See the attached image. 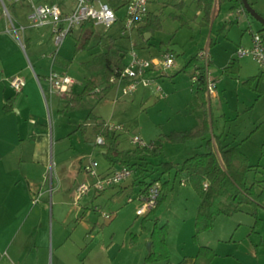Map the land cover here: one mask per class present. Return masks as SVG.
I'll list each match as a JSON object with an SVG mask.
<instances>
[{"label": "rangeland", "instance_id": "374dc122", "mask_svg": "<svg viewBox=\"0 0 264 264\" xmlns=\"http://www.w3.org/2000/svg\"><path fill=\"white\" fill-rule=\"evenodd\" d=\"M249 1L264 15V0ZM235 3L236 0H225L219 3V9L216 10L211 22L205 25L203 12L198 7L197 0H150V10L160 15L162 29L156 31L151 38V42L155 44L149 43V38H141L137 32L134 33L133 41L141 54L148 55L150 50L156 52V45L158 47L160 42L165 40L162 42L177 52L179 63L186 62L193 54L197 53L199 46L213 41V43L209 42L213 58L210 77L216 82L220 80L221 82L216 87L219 99L209 105L210 114L216 116L215 119L212 118L213 126L211 125V127H216V123L219 122L218 118L222 119L223 123H226L227 142L237 145L241 151L247 154L250 163L260 164L259 172L252 170L248 173L249 182L260 179V186H257L259 190L261 186H264V157L261 154V145L264 142V94L258 97V91L249 87L244 83V80L249 75L257 73L260 66L252 55L240 57L237 54V49L241 45H250L252 34L263 29L264 25L257 18L246 13L242 7L233 6ZM124 11L122 9L119 15L123 16ZM182 18L187 21L186 24H182ZM106 33L117 34L116 28L113 27ZM20 34H23L21 29ZM39 35L38 32L33 34V43L26 45L25 49L16 43L17 50L14 51L16 69L20 71V75L25 78L27 83L20 92L21 98L24 101L32 102L33 106H37L39 101L32 98L31 91L35 86L42 91L36 74L43 73V70L47 72L49 70V67L46 68L47 64L49 66V61L41 52L50 48L46 44H38ZM77 36L78 30H75L61 46V53L71 60L66 71L76 79L72 87L73 91H80L90 75L81 62L100 52L106 46L102 43L108 40L103 38L99 44L96 36L91 40L86 50L76 53ZM117 40L130 47L131 41L125 38ZM147 45H152L150 50ZM127 58H129V54H127ZM233 58H239L242 69L237 74H228L223 71V67ZM14 72V70L5 72V75L9 73V76L7 78L5 76L4 79L7 86L10 83L9 77L13 76ZM181 72L186 74L185 71ZM104 86L105 83L100 79L97 88L88 95L84 107L79 109H69L64 106L58 110L56 107L58 95L51 96L48 91L46 94L42 91L44 100L42 113L46 118L44 122L46 139L37 143L36 154L41 152L36 157L38 163L28 165V168H31V173L27 170L26 174L32 176L36 183L32 188L35 191L32 193L33 198L39 196L38 204L41 207H37V217H41L43 224L41 233L47 234L49 240L47 264H56L59 259L57 238L62 233V236L69 237L71 232L70 227L65 228L60 225V220L66 216L70 217L73 206L78 203L73 196L75 185L83 180L92 182L95 179L83 169L78 160L79 156L84 153L87 156L99 158L103 164L106 162L101 151L102 145L95 142L97 137L95 127L100 124V121L93 120L94 127L86 126L83 130L78 128L79 123L85 119L88 120L90 111L102 115L110 121L125 125L126 130L119 131L122 137L138 133L147 141L163 138L164 134L173 127L192 129L198 125L200 120L198 117L200 109L195 106L191 91H184L182 100H176L174 95L159 99V97L149 94L142 101L139 93L141 87L134 93L124 94L122 91L124 82L119 81L108 95L104 93ZM163 87L166 92L167 84ZM11 91L18 92L13 88ZM25 92L29 93L28 98L23 95ZM107 95L108 98L102 102L101 100ZM98 101L101 102L94 104ZM178 108H182V111L186 113L179 112ZM81 126H85V124L82 123ZM200 140V138L185 142L166 140L163 154L154 158L153 162L171 160L176 164V167H180L184 159L205 150V146L203 148L199 146ZM121 145L126 147L133 144L129 138L124 137ZM155 168L154 172L146 171V180L150 181L162 170L160 166ZM161 176L162 181L168 182L165 187L162 186L161 198L165 195V199L159 205L157 214L149 216V213L146 215L137 214L136 201H127L129 194L134 190L130 189L107 197L116 188L115 186L120 184L102 194L94 190L86 194V210L90 212V216L86 217V222L90 220L92 227V230H86V255L97 242L106 241L108 245L113 241L119 244L127 243L131 233L139 235L141 246L147 255L149 252L148 242L152 241V232L156 223L158 225L168 224L165 240L167 248L174 254L172 256L170 254L171 257L168 259L163 258L145 264H167L177 259L183 250H190L195 243L193 240L195 217L201 198L195 190L190 176L185 171L177 173V169L172 168L170 171L161 173ZM183 179L186 180L185 183H182ZM23 184L27 183L22 180L21 186ZM96 193L97 195H95ZM241 207L250 208V205L244 203ZM101 210H105L109 214L115 212L116 215L113 218H108L102 215ZM249 216L251 215L246 211H240L233 216L222 214L215 221L217 225L212 232L228 233L231 227L238 224L239 220L244 225L248 224L251 219ZM66 249L71 252V245L65 246L64 250ZM131 253L132 251L127 248L121 255L127 257ZM82 256H84V252ZM136 259L139 264H143L145 258H140L137 254Z\"/></svg>", "mask_w": 264, "mask_h": 264}, {"label": "crops", "instance_id": "0c3cea01", "mask_svg": "<svg viewBox=\"0 0 264 264\" xmlns=\"http://www.w3.org/2000/svg\"><path fill=\"white\" fill-rule=\"evenodd\" d=\"M10 10L19 22H26L27 15L30 10V3L21 1V0H4ZM234 6V4H233ZM254 6V5H253ZM219 9V7H218ZM8 20L5 15L0 16V264H47V254L49 249V240L47 234L41 233L43 230V224L41 222V217H37V207H41L37 202H34L33 193L35 190L32 188L36 185L35 179L32 176H28V172L31 173L28 165H34L38 163L36 159L41 152H37V143L46 139V130L44 128L45 124V115L42 113L44 109V100L42 99V91L35 86L32 92V98H35L39 101L37 106H33L32 102L24 101L21 98L20 91L14 92L11 91L12 88L15 89L10 83L7 86L4 82L5 76H9L5 72L8 70H14L15 74L20 75V71L16 69L15 64V54L14 51L17 50L16 43L21 45L18 39L7 30ZM38 32L39 40L38 44H46L51 48V30L49 27L44 26L36 29L27 28L24 32L27 44L33 43V34ZM147 34V33H146ZM145 34V38H146ZM151 36V35H150ZM150 38V37H149ZM165 41V40H162ZM161 41V42H162ZM156 45L157 51L154 52L149 48V54L159 53L165 47L163 42ZM151 42V39L149 40ZM251 43V40H250ZM249 43V44H250ZM155 44V43H153ZM209 44V42H207ZM14 46V47H13ZM203 46V45H202ZM199 46V47H202ZM210 46V45H209ZM23 48V47H22ZM171 48V47H169ZM172 49V48H171ZM49 50V49H48ZM46 50V51H48ZM174 50V49H173ZM41 52L43 55L44 52ZM175 51V50H174ZM148 54V55H149ZM212 55V54H211ZM48 59L47 56H44ZM239 60V58H237ZM187 62V61H186ZM179 63L177 60V65L173 70H171L167 75L161 78L162 85L167 84V89L162 97H169L174 95L176 100H182L184 91H191L193 93V99L195 101V106L199 107V122L198 125L194 128L201 126L202 119L204 117L203 108L201 107V102L198 99L196 89L191 86V68L183 70L185 63ZM213 62V58H212ZM240 62V60H239ZM14 64V65H13ZM241 64V62H240ZM9 65V66H8ZM12 66V67H11ZM48 64L46 68H48ZM242 69V64L240 70ZM259 69V68H258ZM185 71V73L181 72ZM224 71V69H223ZM240 72V71H239ZM238 72V73H239ZM38 73V72H37ZM48 72L43 70V73H38L41 76V82L45 88H48V83L45 80V75ZM228 73V72H227ZM228 74H237V73H228ZM260 69L257 73L249 75L245 80L251 76L260 77ZM43 76V79H42ZM259 79V78H258ZM38 81V80H37ZM220 81H217L216 87L219 85ZM257 80H254L251 85H247L255 89ZM164 83V84H163ZM27 84V83H26ZM25 84V85H26ZM74 86V85H73ZM16 90V89H15ZM112 90V89H111ZM111 90L107 93L111 92ZM256 90V89H255ZM17 91V90H16ZM257 91V90H256ZM70 92L64 93H53L58 95L57 100V109H62L67 105L69 98L71 96ZM136 92V91H135ZM140 98L144 101V97L149 95V91L145 88H141ZM259 93V92H258ZM51 94V96L53 95ZM26 98L29 97V93L23 94ZM69 95V96H68ZM108 95L102 99L103 102L108 98ZM262 95V94H261ZM258 94V97L261 96ZM154 96V95H153ZM257 97V98H258ZM31 98V97H30ZM216 99H219V93L216 89L215 95H211L209 98V105ZM101 101H98V104ZM35 104V103H34ZM10 106V110H6L5 106ZM178 111L181 113H186L182 111V108H178ZM92 115L88 117V120H84L79 123V129H84L86 126H93V120L98 121H108L114 122L106 119L102 115L96 114L93 111ZM223 114V113H222ZM224 115V114H223ZM215 114H210V118L215 119ZM216 127H211L212 136H220L222 144H230L227 142L228 138L227 131H225L226 123H223L222 119H217ZM221 120V121H220ZM82 123L85 126H80ZM213 126V123L211 122ZM101 123L96 125L97 136L101 132ZM192 128V129H194ZM77 130V129H76ZM172 130H189L186 128H174ZM211 132L207 133L205 137H199L201 143L199 146L202 148L205 146L206 139L211 136ZM165 133V134H167ZM129 138V135L123 136V138ZM42 138V140H41ZM156 139V138H155ZM197 139V138H196ZM154 140V139H153ZM62 141V140H59ZM130 141V138H129ZM95 142H97V137ZM131 142V141H130ZM132 143V142H131ZM122 144V142H121ZM120 144L121 147H124ZM133 144V143H132ZM102 145V144H101ZM165 145V144H164ZM235 145V144H234ZM131 146L126 147H133ZM102 153L104 154L105 148L102 145ZM89 158H96L100 162L99 170L102 173H106L111 170V164L106 160L103 162L100 161L97 157L87 156L84 153L81 154L78 160L81 162V165L84 168V164L88 162ZM28 168V169H27ZM25 181L27 184L21 186V181ZM95 180V179H94ZM93 180V181H94ZM87 181L78 182L73 190V196L78 202L76 206H73L71 210V215L66 216L60 220V225L68 228H71L69 237L62 236L57 238V252L59 254V259L56 264H139L136 257L145 258L143 247L141 246V240L139 235L133 237V239L128 240L127 243H115L114 241L110 245L106 244V241L97 242L94 246L90 248L88 254L86 255V230H92L91 221L86 222V217L90 216V212L86 210V194L91 191H96L93 187L89 190L82 192L79 187L82 183H93ZM140 185L135 182L134 178L127 179L125 182L119 186H115L111 195L125 192L127 190H137ZM114 187V186H112ZM109 187L105 190L100 191L102 194L106 190L112 188ZM123 187V188H121ZM97 192V191H96ZM97 195V193L95 194ZM83 200V201H82ZM38 205V206H37ZM99 209V208H98ZM39 211V210H38ZM105 211V210H104ZM240 211H246L251 217L250 222L246 225L242 221H238L237 225L231 227L228 233H213V229L217 223H214V226L211 230L204 231L200 234L199 239L201 244L211 246L216 252L213 263L214 264H264V207L259 209V216L262 219L260 227L255 228L254 222L255 217L250 213V208H242L233 215H237ZM102 212V211H101ZM40 214V212H39ZM113 218L116 213H111ZM157 214V213H156ZM103 215V214H102ZM104 216V215H103ZM219 215L217 218H219ZM160 218V217H158ZM216 218V220H217ZM215 220V221H216ZM87 223V224H86ZM93 234V233H92ZM152 242V241H151ZM71 245V252L66 249L65 246ZM152 246V245H151ZM132 251L127 257L121 255L124 249ZM134 250V252H133ZM199 250V245L194 243L190 250H183L182 253L178 256L177 259L170 261L171 264H194L196 254ZM84 252V256H82ZM171 256L174 254L170 250ZM170 256V257H171ZM150 263V262H147Z\"/></svg>", "mask_w": 264, "mask_h": 264}, {"label": "trees", "instance_id": "16d2710c", "mask_svg": "<svg viewBox=\"0 0 264 264\" xmlns=\"http://www.w3.org/2000/svg\"><path fill=\"white\" fill-rule=\"evenodd\" d=\"M223 1L225 0H197V5L203 12V22L205 25L211 22L213 15L216 14V10L218 9V4ZM113 3H115V0ZM234 6L244 7L243 1L236 0ZM244 11L251 15L245 7ZM1 15H4V12L0 2ZM182 21V24L187 23L184 18H182ZM120 25L119 23L114 25L117 34L112 35L106 33L109 29L98 26L92 20L85 21L79 28L75 29L78 30V36L75 41L76 53L86 50L91 40L96 36L98 37L97 43L103 38L108 40L102 43V45L106 46L100 52L81 62L84 69L90 75L80 91L71 92V96L66 105L69 109L83 108L88 95L97 88L100 79L105 83L103 88L104 93H108L119 82L121 73L129 60L127 58L129 46L123 42H119L117 39L125 38L131 41L129 37L119 32ZM160 29H162V19L158 13L153 11L149 13L144 23L136 26L137 34L143 39L147 32L152 33L149 40ZM263 29L260 32L263 33ZM209 42L213 43L212 40ZM197 60V53H195L187 60L182 69L187 70L192 67V76L195 69L194 64ZM70 63L71 60L62 53L57 56V64L59 66L66 69ZM200 67L202 71L199 76L198 86L196 87V93L204 112L201 126L189 130H172L170 133L164 134L163 138L160 137L151 140L153 143V147L151 148L141 146L121 147L120 144L123 137L120 132L110 131L107 128L101 132L106 138L105 143L102 144L105 148V159L113 167L124 164L134 167V180L142 189L147 188L151 182L162 179L161 173L170 171L172 168H176L177 173L185 171L190 176L192 184L201 198L195 217V231L193 234L194 242L199 245L194 264H214L213 258L216 252L211 246L201 244L199 239L200 234L204 231L211 230L219 215H232L238 212L244 203L249 204L251 207L250 213L255 217L254 227H260L262 219L259 216V209L264 207V186H261L258 190L257 186H260V179H255L251 182L248 181V173L252 170L259 172L260 164L250 163L248 155L241 151L237 145L229 146V144H222L219 135L207 138L205 150L184 159L180 167H176V164L171 160H162L157 163L153 162L154 158L163 154L166 140L170 142H185L190 139L205 137L210 132L212 119L210 118L209 111L206 75L204 67L202 65ZM240 67L239 60L233 58L223 69L228 73H238ZM254 80H257L255 89L260 95L264 94V81L262 76H251L246 80V83L251 85ZM5 108L6 110L11 109L9 105H6ZM91 115L92 112L90 111L88 116L90 117ZM105 122L103 120L100 123L102 125ZM261 154L264 157V142L261 145ZM156 166L162 167L161 172L153 176L150 181L146 180V171L154 172ZM205 180L209 181V185L206 188L203 185ZM167 183V181H162V186L165 187ZM164 199L165 195L160 198L158 204L149 212L148 216L156 213ZM167 229V223L163 225L155 224L151 239L152 246L143 264L163 258L168 259L170 257L171 252L167 248L165 240ZM135 235V233H131V239ZM167 264L171 263L168 262Z\"/></svg>", "mask_w": 264, "mask_h": 264}, {"label": "built area", "instance_id": "2783aa9c", "mask_svg": "<svg viewBox=\"0 0 264 264\" xmlns=\"http://www.w3.org/2000/svg\"><path fill=\"white\" fill-rule=\"evenodd\" d=\"M30 3V10L26 22H19L11 14L4 0H0L4 15L8 20L7 30L12 33L19 41L23 49L27 45L25 30L36 29L47 26L51 30V48L43 53V56L49 58V70L45 75L48 88H44L41 77L36 74L38 83L46 94L48 91L53 93L70 92L76 79L69 74L65 68L57 64V56L61 53V46L65 44L67 37L85 21L92 20L98 26L110 29L116 24L120 25V33L131 39L128 50L129 60L121 73L119 81L124 82L123 93H134L140 87L145 88L151 95L162 97L164 95L161 78L167 75L177 65V52L169 47H165L159 53L143 55L136 48L133 41L136 26L146 21L151 12L149 7L150 0H21ZM124 11L120 16L119 12ZM244 10V7H242ZM20 29L23 34H20ZM237 54L241 56L252 55L260 66V73L264 81V33L256 31L252 34L251 44L248 46H239ZM197 62L194 64V73L190 77L191 86L196 89L198 86L199 76L204 67L206 75L207 94L210 98L215 95L217 82L210 77V63L212 55L209 44L200 47L197 51ZM113 79V78H112ZM10 84L20 91L26 84L23 76L15 74L9 77ZM102 130L107 128L110 131H125L126 126L116 122H105L101 126ZM101 130V131H102ZM130 141L135 146L153 147L151 141L145 140L140 134H130ZM106 138L102 132L97 136V142L104 144ZM100 162L96 158H89L84 164V168L91 174L95 180L93 183H82L80 191L85 192L93 187L97 192L109 187L122 184L127 179L134 176L135 169L129 165H119L112 167L106 173L99 170ZM185 179L182 183H185ZM206 188L209 181L203 182ZM162 193V179L151 182L147 188L141 186L133 193L129 194L127 201H136V213L139 215L148 214L159 202ZM38 197L34 198L37 202ZM104 216L112 217V214L101 210Z\"/></svg>", "mask_w": 264, "mask_h": 264}, {"label": "water", "instance_id": "95a60500", "mask_svg": "<svg viewBox=\"0 0 264 264\" xmlns=\"http://www.w3.org/2000/svg\"><path fill=\"white\" fill-rule=\"evenodd\" d=\"M245 9L255 18H257L264 25V15L259 12L249 0H242ZM152 33L147 32L146 38L148 39ZM152 242H148L149 250L151 249Z\"/></svg>", "mask_w": 264, "mask_h": 264}]
</instances>
